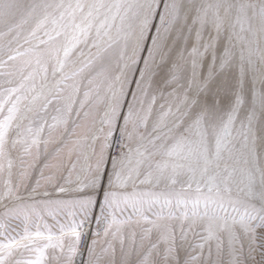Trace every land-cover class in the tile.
Instances as JSON below:
<instances>
[{
	"label": "snow or ice",
	"instance_id": "1",
	"mask_svg": "<svg viewBox=\"0 0 264 264\" xmlns=\"http://www.w3.org/2000/svg\"><path fill=\"white\" fill-rule=\"evenodd\" d=\"M0 264H264V0H0Z\"/></svg>",
	"mask_w": 264,
	"mask_h": 264
}]
</instances>
